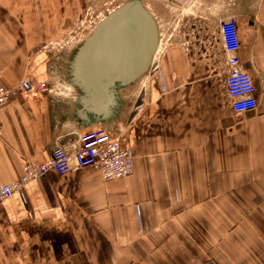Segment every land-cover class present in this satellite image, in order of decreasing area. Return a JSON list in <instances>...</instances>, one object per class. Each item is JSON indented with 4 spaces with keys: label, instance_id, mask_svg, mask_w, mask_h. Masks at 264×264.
I'll return each instance as SVG.
<instances>
[{
    "label": "crops",
    "instance_id": "obj_1",
    "mask_svg": "<svg viewBox=\"0 0 264 264\" xmlns=\"http://www.w3.org/2000/svg\"><path fill=\"white\" fill-rule=\"evenodd\" d=\"M72 1L0 0V84L12 89L0 187L96 127L122 133L134 171L51 170L0 200V264H264V0H142L159 26L157 68L99 115L83 112L77 89H17L26 77L52 83L49 48L69 43ZM232 16L257 88L258 106L243 114L226 89L220 26Z\"/></svg>",
    "mask_w": 264,
    "mask_h": 264
},
{
    "label": "water",
    "instance_id": "obj_2",
    "mask_svg": "<svg viewBox=\"0 0 264 264\" xmlns=\"http://www.w3.org/2000/svg\"><path fill=\"white\" fill-rule=\"evenodd\" d=\"M159 40L157 20L142 0L125 2L98 23L69 64L83 112L101 114L119 88L147 73Z\"/></svg>",
    "mask_w": 264,
    "mask_h": 264
},
{
    "label": "built area",
    "instance_id": "obj_3",
    "mask_svg": "<svg viewBox=\"0 0 264 264\" xmlns=\"http://www.w3.org/2000/svg\"><path fill=\"white\" fill-rule=\"evenodd\" d=\"M223 46L227 55L226 89L231 98V105L236 113H247L258 106L257 88L249 72L243 68L240 56V39L235 17H229L221 22ZM160 43V40H159ZM159 48V45H158ZM154 54L149 71L155 70L156 54ZM17 89L25 95L52 92L51 82L34 83L30 78L22 79ZM12 89L0 84V131L2 127L1 111L9 101ZM122 133H113L105 127H96L77 133V147L68 149L67 143H55L52 146V156L46 162L26 163L23 175L13 183L0 187V200H6L24 185L35 179L43 178L54 170L60 175L85 167L98 170L105 180L124 178L134 171V154L121 144Z\"/></svg>",
    "mask_w": 264,
    "mask_h": 264
},
{
    "label": "rangeland",
    "instance_id": "obj_4",
    "mask_svg": "<svg viewBox=\"0 0 264 264\" xmlns=\"http://www.w3.org/2000/svg\"><path fill=\"white\" fill-rule=\"evenodd\" d=\"M129 0H73L72 9L76 12V19H72V33L67 37L68 45L61 48L60 46H51L49 49L54 53L57 64L54 66L52 74V92L60 96H74L76 88L69 83V64L75 53L74 44L87 38L94 28L110 12ZM173 16V13H172ZM174 22L164 24L162 31L170 28L174 29ZM149 72V70L147 71ZM38 94V93H36ZM34 95V94H33ZM68 97V98H69ZM75 99V98H71Z\"/></svg>",
    "mask_w": 264,
    "mask_h": 264
}]
</instances>
